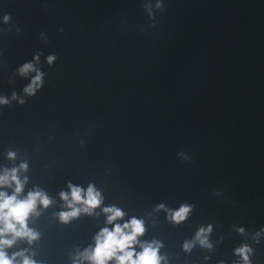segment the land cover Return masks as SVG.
Instances as JSON below:
<instances>
[{"label":"water","instance_id":"95a60500","mask_svg":"<svg viewBox=\"0 0 264 264\" xmlns=\"http://www.w3.org/2000/svg\"><path fill=\"white\" fill-rule=\"evenodd\" d=\"M29 61L44 74L32 95ZM0 96V167L27 161L21 195L52 200L9 254L72 264L115 205L162 264H234L242 244L264 264V0H0ZM69 182L103 202L63 222ZM209 224L211 247L184 246Z\"/></svg>","mask_w":264,"mask_h":264},{"label":"clouds","instance_id":"9594fccd","mask_svg":"<svg viewBox=\"0 0 264 264\" xmlns=\"http://www.w3.org/2000/svg\"><path fill=\"white\" fill-rule=\"evenodd\" d=\"M3 19L7 22L8 16L5 15ZM34 60L38 62L39 56H35ZM46 60L51 64L55 56L50 54ZM18 72L22 76L35 73L23 89L27 95L34 94L43 82V72L32 61L22 64ZM12 99H18L23 103V97H17L15 92L12 93ZM7 103L9 98L0 96V104ZM6 155L10 160L16 157L14 151H9ZM27 169V161H21L12 168L0 167V264H42L32 255L26 254L27 249L11 254L7 252L17 239H25L31 244L38 238L39 233L28 226V218L30 215H39L38 204L47 207L52 203L47 193L39 188H33L25 195H21L28 180V177L21 176V173L26 172ZM6 189H11V192ZM59 195L66 208L58 213L59 219L63 222H68L81 213L92 215L94 209L103 202L101 192L93 184L84 188L69 182L68 191H61ZM158 207L163 208L164 205L161 204ZM191 207L189 202H185L178 209L169 210L171 219L176 222L184 219ZM100 210L106 216L105 226L100 228L93 237L94 244L74 254L72 264H84L85 261L89 264H109V262L111 264H162L164 257L159 253L161 242L155 239L151 241L139 239L145 232L142 218L132 216L123 222H118L125 216L119 207L110 205ZM211 229V224L206 227L201 226L194 238L185 240L184 246L190 249L194 242L199 241L202 246L211 247L208 240ZM238 230L244 231L243 227ZM259 235L258 232L257 237ZM234 251L241 257V260L234 264H252L249 259L252 248L248 244H242Z\"/></svg>","mask_w":264,"mask_h":264}]
</instances>
